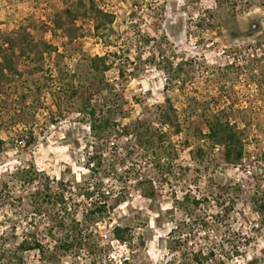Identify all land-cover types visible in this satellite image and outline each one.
I'll return each instance as SVG.
<instances>
[{
	"label": "rangeland",
	"instance_id": "rangeland-1",
	"mask_svg": "<svg viewBox=\"0 0 264 264\" xmlns=\"http://www.w3.org/2000/svg\"><path fill=\"white\" fill-rule=\"evenodd\" d=\"M93 1L99 8L116 15L113 27L119 37L113 41L117 45H123L129 36L141 39V33L158 38L164 35L168 41L163 47L165 54L173 56L174 63L184 61V64L181 76L165 87L167 75L144 61L151 53L150 44L140 51L137 47L123 51L127 57L123 61L124 78L121 79L117 64L104 74L118 93L111 95L109 102L104 93L95 94L90 104L99 111L106 101L113 112L118 111L115 120L121 125H130L136 119L151 121L157 106L168 98L180 114L183 130L173 136L177 149L173 160L175 176L154 181L152 199L140 195L132 179L124 189L113 182L114 169H123L121 152L115 154L114 147L119 148L125 138L109 139L113 148L104 155L101 174L114 192L110 193V203L115 201V195L124 200L114 205L109 216L94 227L100 245L91 256L85 252L75 258L67 255L59 264H91L93 258L98 261L94 264L163 263L169 256L168 233L183 216L172 196L181 199L188 189L206 196L227 183H241L233 211L221 225L202 226V230H197L194 236L197 243L191 241L192 246H210L216 237L223 243L225 239H232L231 247L239 254L218 264H264V223L252 210L250 201L255 190H264V0ZM88 6L87 0H0V34L25 27L34 41L29 59L12 57L13 68H6L1 78L0 137L6 144L0 152V188L2 181L10 182L7 175L25 165L27 159L54 179L75 182L87 178L85 163L91 150L88 149L91 133L88 117L80 104L83 97L80 91L70 96L71 91L65 92L62 87L69 78L61 80L57 78L59 74L55 75L59 70L69 75L76 71L74 85L82 80L89 83L91 80L86 78L91 79V70L85 57L107 51L94 35ZM67 7L75 14L84 15L73 24L67 23L60 13ZM57 15L63 28L54 24ZM251 23L257 25V30H251ZM232 28L240 31L237 37L230 34ZM42 42L54 50H45ZM50 75L54 76L51 80ZM58 86L61 88L59 107H56L49 98ZM202 108L232 110L231 120L244 130V151L250 155L249 164H224L220 160L219 145L205 137L198 139L193 126L201 133L207 132L199 115ZM26 131H31L33 144L27 148L15 146L13 140ZM198 146L204 149L202 156L196 152ZM9 185L13 195L21 191L18 183ZM18 214L22 217L21 211ZM15 217L18 215L7 209V205L0 207L3 221L0 230L11 233L12 223H17ZM117 223L131 227L130 242L123 244L113 237L112 227ZM23 226V223L17 224L16 238L11 243L20 239ZM43 227H39V236L43 243L49 244ZM222 247V251L227 249L225 244ZM23 256L29 263L41 264L34 251H26Z\"/></svg>",
	"mask_w": 264,
	"mask_h": 264
},
{
	"label": "trees",
	"instance_id": "trees-1",
	"mask_svg": "<svg viewBox=\"0 0 264 264\" xmlns=\"http://www.w3.org/2000/svg\"><path fill=\"white\" fill-rule=\"evenodd\" d=\"M87 2L89 4L87 9L91 11L93 19L94 35L107 47V51L103 55L85 57L86 65L91 70V79L86 78L91 80L89 83L82 80L74 85L73 81L77 77L76 71L69 75L59 70L55 75L56 77L59 74L57 78L61 80L69 78V81L62 87L65 92L66 90L71 91L70 96H75L80 91L83 97L80 104L83 105V113L88 117L91 133L88 146L91 150L85 163L88 170L87 178L84 177L75 182L54 179L38 170L28 159L25 165L16 167L9 173L7 177L10 178V182L2 181L1 183L0 207L7 205V209L18 215V218L15 217L16 225L12 223L10 227L11 233L0 230V264H35L25 260L23 254L26 251H34L37 261L41 264H59L63 256L71 255L75 258L82 252L88 256L93 254L94 248L100 245L99 236L94 227L109 216L114 205L124 200L122 196L116 197L115 195V201L110 203L112 187L105 183L104 175L101 174L104 155L113 148L109 141L111 137L125 138L124 143L119 148L118 145L114 147L113 151L118 155L121 152L122 165L120 166L123 169L120 171L115 168L113 172L115 175L113 182L121 188L124 189L129 179H132L139 194L152 199L155 197L154 181L157 179L165 181V176H175L176 167L173 160L177 157V149L173 136L180 134L183 127L180 114L168 98L165 99L164 104L157 106L151 121L136 119L130 125L119 124L114 118L118 111L113 112L111 106H106V104L109 105L106 101L104 108L97 111L96 107L90 104V100L95 94L104 93L103 97L109 102L111 95L115 96L118 93L114 91L112 84L106 81L104 74L117 64L119 75L121 79L124 78L123 64L125 63L123 61H126L127 57L124 56L123 51L127 52L136 47L140 51L150 44L151 53L144 58V61L147 65H152L167 75L165 87H169L170 83L175 82V79L181 76L184 61L174 63L173 56L165 54L163 47L168 41L164 35L158 38V36L141 33V39L138 36H133V38L129 36L124 40L123 45H117L114 41L119 35L113 27L116 15L99 8L93 0H87ZM60 13L70 24H73L79 16L84 15V13L75 14L70 7L62 9ZM60 19L61 17L57 15L54 24L58 28H63ZM250 26L252 31L258 28L255 23H251ZM230 32L233 37H237L240 31L232 28ZM33 42L31 33L25 27L0 34V84H3L1 78L4 77V70L13 68L12 57L23 56L29 59V54L34 48ZM42 45L45 50H54V47L48 43L42 42ZM122 47H124L123 50ZM41 68L39 66V70H42ZM53 77L50 75L49 79ZM85 77L90 76L85 75ZM60 88L58 86L54 92L51 91V87L48 89L51 91L50 102L56 107H59L57 100L60 98ZM232 114L231 109L202 108L199 115L202 117L207 132L201 133L195 126L192 129L193 132H197L198 139L205 137L219 145L222 163L246 165L250 163V155L244 151V130L239 129L237 123L231 120ZM186 118L189 120L188 117ZM33 142L31 131H26L23 136L13 140L12 143L15 146L27 148ZM5 144L6 141L0 137V152ZM203 150L201 146L196 147L198 156H202ZM10 183H18L22 187L17 195L11 193ZM240 187L241 183H227L220 185L214 194L206 196L193 193L190 189L184 191L181 199L173 195V202L177 203L183 216L175 221L168 233L167 252L169 256L160 264H218L224 263V259L237 256L239 253L233 251L231 247L232 239H225L223 243L221 238L218 240L216 237L210 246L200 244L197 248L192 246V242L197 243L194 238L195 232L202 230V226H218L228 220L237 202ZM250 201L252 210L260 216L261 222L264 223V190H255ZM18 211L22 212V217H19ZM79 211L80 218L78 217ZM19 222L24 224L20 239L11 243V240L16 238L14 234ZM2 223L0 219V227ZM41 225L44 226V235L49 238V244L43 243L39 236ZM112 235L123 244L130 242L133 237L132 229L127 223L113 225ZM224 244L227 249L222 251ZM244 244H249V241L247 240ZM95 260L93 258L91 264L98 262Z\"/></svg>",
	"mask_w": 264,
	"mask_h": 264
}]
</instances>
